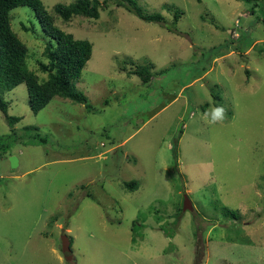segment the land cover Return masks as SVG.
<instances>
[{"label":"rangeland","instance_id":"374dc122","mask_svg":"<svg viewBox=\"0 0 264 264\" xmlns=\"http://www.w3.org/2000/svg\"><path fill=\"white\" fill-rule=\"evenodd\" d=\"M73 1L42 0L92 43L73 81L90 109L55 96L33 113L23 84L0 91L20 117L0 111V264H264V0H135L164 25L52 11ZM10 16L44 77L48 37L29 7ZM149 63L148 83L127 73Z\"/></svg>","mask_w":264,"mask_h":264},{"label":"trees","instance_id":"16d2710c","mask_svg":"<svg viewBox=\"0 0 264 264\" xmlns=\"http://www.w3.org/2000/svg\"><path fill=\"white\" fill-rule=\"evenodd\" d=\"M241 1L256 2L258 0ZM111 5L122 7L147 23L161 25L166 23L158 13H144L135 0H75L68 4L56 3L52 7V11L63 21H69L74 16L97 19L100 11ZM19 6L30 8L34 19L48 37L42 50L43 60L36 62L38 71L44 74V77H40L28 66L27 46L11 27L10 13ZM180 15L181 12L175 10L170 24L174 26ZM22 29L33 34L36 32L32 25H23ZM167 30L175 32L174 27H167ZM91 51L92 43L89 40L76 38L72 33L60 29L55 24L53 14L47 11L42 0H0V91L11 90L17 85L23 84L27 91L28 107L33 113L44 108L55 96L74 103H84L85 107L90 109L85 95L75 89L73 81L79 78L85 63L91 56ZM133 66L135 67L130 68L127 73L137 76L142 83H148L154 73L151 71L152 64H135ZM7 107L8 102L0 97V111L12 127L20 117L8 115ZM216 107L222 108L220 104H217ZM30 128L37 130V127ZM5 136L10 137L11 134ZM39 139L44 141L40 137ZM6 149L7 146L2 153L6 152ZM123 186L134 191L138 184L132 180L123 182ZM87 195L90 196V194ZM226 213L235 216L231 210L226 209Z\"/></svg>","mask_w":264,"mask_h":264},{"label":"water","instance_id":"95a60500","mask_svg":"<svg viewBox=\"0 0 264 264\" xmlns=\"http://www.w3.org/2000/svg\"><path fill=\"white\" fill-rule=\"evenodd\" d=\"M9 161L11 163V166H15L17 164V158L15 156H10L9 157ZM191 210V203L186 199L184 204H183V210ZM64 238L66 239V236H64ZM67 241V240H66ZM66 251L70 253L69 251V246H68V241L66 242ZM62 252L64 255H67L65 252V249H62Z\"/></svg>","mask_w":264,"mask_h":264},{"label":"clouds","instance_id":"9594fccd","mask_svg":"<svg viewBox=\"0 0 264 264\" xmlns=\"http://www.w3.org/2000/svg\"><path fill=\"white\" fill-rule=\"evenodd\" d=\"M212 122H216L223 119V109L221 107H216L212 109L211 112Z\"/></svg>","mask_w":264,"mask_h":264}]
</instances>
